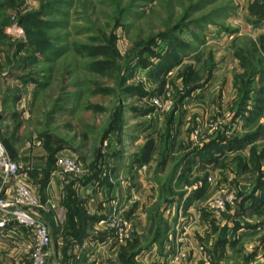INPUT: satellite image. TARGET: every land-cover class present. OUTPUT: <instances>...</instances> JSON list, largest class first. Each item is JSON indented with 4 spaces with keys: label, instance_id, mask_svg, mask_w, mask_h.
I'll return each mask as SVG.
<instances>
[{
    "label": "rangeland",
    "instance_id": "1",
    "mask_svg": "<svg viewBox=\"0 0 264 264\" xmlns=\"http://www.w3.org/2000/svg\"><path fill=\"white\" fill-rule=\"evenodd\" d=\"M0 142L45 264L262 261L264 0H0ZM17 227L0 264L30 263Z\"/></svg>",
    "mask_w": 264,
    "mask_h": 264
},
{
    "label": "built area",
    "instance_id": "2",
    "mask_svg": "<svg viewBox=\"0 0 264 264\" xmlns=\"http://www.w3.org/2000/svg\"><path fill=\"white\" fill-rule=\"evenodd\" d=\"M58 168L66 174L78 175L81 172V165L70 158H60L57 161ZM19 166L7 156L3 145L0 142V175L2 185L0 187V228H4L13 222L29 230L33 236V252L29 264H45L49 254L51 243L50 235L46 225L34 217L31 208L38 207V202L31 190L19 179ZM5 182L12 186V196L5 197L7 191ZM230 200V199H229ZM228 199L226 202L229 201ZM225 201H218L215 207L224 209ZM11 215V219L7 218Z\"/></svg>",
    "mask_w": 264,
    "mask_h": 264
},
{
    "label": "crops",
    "instance_id": "3",
    "mask_svg": "<svg viewBox=\"0 0 264 264\" xmlns=\"http://www.w3.org/2000/svg\"><path fill=\"white\" fill-rule=\"evenodd\" d=\"M55 183H54V181H52V179H50L49 181H48V183L46 184V189H47V191H52L51 193H49L50 195H51V200H49L48 198L46 199V201L47 202H51V204H52V202H53V200H52V197H53V191H55V185H54ZM1 185H2V183H0V187H1ZM4 188H7V191H6V193L4 194V196L5 197H8V196H10L11 195V192H12V186H11V184L9 183L8 185H5V187ZM53 205V204H52ZM255 231H253V228H248V227H238L237 228V230H236V232H235V234L236 235H242V236H252L253 234L252 233H254ZM259 233H261V234H263L264 235V228L263 229H260V232ZM0 237H1V239H2V241L4 240L5 242H7V243H10V244H13V245H16V243H14V241L15 240H20V238L22 237V232L19 230V228L15 225V226H13V225H10L9 227H6V229H0ZM1 241V242H2ZM244 242V241H246V240H241V242ZM3 245H5V243L3 242L2 243ZM242 244V243H241ZM228 246V245H227ZM227 246H225L226 248H227ZM253 244L252 243H250V242H248L247 243V241L244 243V247H246V248H248V253L249 252H252L254 249H252L253 248ZM255 248V247H254ZM228 250V249H227ZM262 252L263 251H261V248L260 249H258V251H257V253H256V255H255V258H256V260L255 261H252L251 262V260H249V262L247 263H242V262H239V263H231V264H264V259H262V261H261V256H262Z\"/></svg>",
    "mask_w": 264,
    "mask_h": 264
},
{
    "label": "trees",
    "instance_id": "4",
    "mask_svg": "<svg viewBox=\"0 0 264 264\" xmlns=\"http://www.w3.org/2000/svg\"><path fill=\"white\" fill-rule=\"evenodd\" d=\"M48 173H49V170L46 171V174H48ZM66 204H67V207L69 208V207H70V203L66 202ZM78 206L81 207V203H80V202L77 203V207H78ZM76 212H78V209H75V210H74V213H76ZM8 225H9V224H8ZM5 228H6V227H4V228H0V229H5ZM19 230L21 231L20 228H19Z\"/></svg>",
    "mask_w": 264,
    "mask_h": 264
}]
</instances>
